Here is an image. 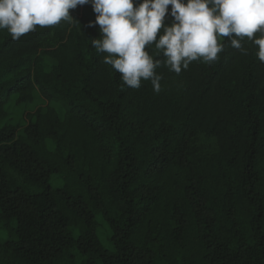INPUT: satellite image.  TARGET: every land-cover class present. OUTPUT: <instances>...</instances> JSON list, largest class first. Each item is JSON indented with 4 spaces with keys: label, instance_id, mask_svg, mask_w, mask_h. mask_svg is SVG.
Wrapping results in <instances>:
<instances>
[{
    "label": "trees",
    "instance_id": "16d2710c",
    "mask_svg": "<svg viewBox=\"0 0 264 264\" xmlns=\"http://www.w3.org/2000/svg\"><path fill=\"white\" fill-rule=\"evenodd\" d=\"M69 11L0 29V264H264L258 46L217 36L157 94L102 62L91 5Z\"/></svg>",
    "mask_w": 264,
    "mask_h": 264
},
{
    "label": "clouds",
    "instance_id": "9594fccd",
    "mask_svg": "<svg viewBox=\"0 0 264 264\" xmlns=\"http://www.w3.org/2000/svg\"><path fill=\"white\" fill-rule=\"evenodd\" d=\"M83 5L96 14L88 27L98 25L101 33L92 46L107 53L102 62L120 74L123 86L139 89L142 80L150 81L158 94L162 76L155 69L163 63L180 74L200 58L216 61L223 51L217 36L228 37L244 55L242 38L248 37L264 63V0H0V29L19 40L37 25L70 19L69 10ZM146 46L162 53L163 61H154Z\"/></svg>",
    "mask_w": 264,
    "mask_h": 264
}]
</instances>
